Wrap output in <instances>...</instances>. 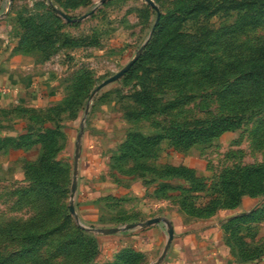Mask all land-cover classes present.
<instances>
[{
    "label": "rangeland",
    "instance_id": "rangeland-1",
    "mask_svg": "<svg viewBox=\"0 0 264 264\" xmlns=\"http://www.w3.org/2000/svg\"><path fill=\"white\" fill-rule=\"evenodd\" d=\"M101 1L0 0V77L36 93L0 110V260L14 254L7 264H115L131 257V264H153L166 234L162 240L152 234L158 246L148 253L141 229L163 220L125 226L149 216L210 220L245 200L232 221L240 219L228 222L226 244L232 264H264V185L255 197L243 182L238 188L234 182L229 197L223 192L232 170L264 165V108L213 138L189 136L197 122L230 110L223 81L233 77L213 82L202 68H223L233 52L250 58L264 46V24L235 36L231 47L209 41L189 65L186 53L165 47L93 95L145 54L157 24L146 0ZM152 1L166 15L191 0ZM233 20L214 22L220 28ZM205 26L190 20L182 32ZM144 86L157 111L138 96ZM148 137L159 140L146 143ZM44 156L49 168L41 165ZM237 195L240 203L230 209L225 201ZM111 228L121 230L105 233Z\"/></svg>",
    "mask_w": 264,
    "mask_h": 264
},
{
    "label": "trees",
    "instance_id": "trees-1",
    "mask_svg": "<svg viewBox=\"0 0 264 264\" xmlns=\"http://www.w3.org/2000/svg\"><path fill=\"white\" fill-rule=\"evenodd\" d=\"M216 18L221 21H224L225 18L226 20H234L232 24H226L219 28L216 27L217 23L214 22ZM196 19H198L200 26L206 24L205 28L202 30L198 28L190 33L182 32L186 22ZM174 22H178V24L171 29L170 25ZM262 24H264V0H191L185 5L176 6L166 15L160 14L155 27L154 37L147 45L145 54L138 59L129 72L134 71L146 58L162 51L165 47L180 53H186L187 58H189L185 65H189L195 57L199 58L205 54V44H208L209 41L219 47H222L223 44L231 47L232 44H235L233 40L235 36L245 33L251 27L258 28ZM228 44H231V46ZM242 53V51H238L236 54L234 52L233 54H228L227 56L231 59H233L232 55H235V58L233 61L230 59L223 65V68H219L217 65H211L208 70L202 68L206 73L205 77L213 82L223 81L228 75L233 77L232 82H229V80L223 81L227 94L225 95V100L230 110L225 115L214 116L211 119L197 122L198 126L189 132V136L196 135L197 137L213 138L226 130L240 127L243 121L242 117L247 112H254L264 108V46H260L257 51L250 53V58L246 60L238 59ZM189 72L190 70L185 68L183 73ZM144 87L145 90L140 92L138 96H140L143 103L151 105V108L149 106L150 109L157 111V106L155 107L151 103L152 93L148 87ZM2 134L4 139L15 138L9 132H3ZM157 140H159V137H148L146 138V143ZM42 144L46 147L47 139ZM41 160L42 167L49 168L46 156L41 157ZM185 175L186 179L193 181L194 175L192 176L190 171H185ZM174 176L179 177V174L175 173ZM235 181L237 182V188L240 186L238 182H243L242 186L245 185L247 187L248 195H252V197L259 195L260 190H255V188L259 189L264 185V165L235 169L223 177L224 185H222L227 186L223 192L227 193L228 197L235 190ZM225 203L227 205L230 203L228 205L230 209H235L240 203V195L235 200L230 196V199L226 200ZM239 219L235 218L234 221ZM232 220L229 223L231 222L232 224L234 222ZM229 223L226 226V241L232 229V225ZM263 251L259 254L264 253ZM14 257L15 255L12 254L2 258L0 264H7ZM131 263L132 259L129 257L124 262L115 264Z\"/></svg>",
    "mask_w": 264,
    "mask_h": 264
},
{
    "label": "crops",
    "instance_id": "crops-1",
    "mask_svg": "<svg viewBox=\"0 0 264 264\" xmlns=\"http://www.w3.org/2000/svg\"><path fill=\"white\" fill-rule=\"evenodd\" d=\"M35 88L16 83L8 77H0V110L16 104L25 103L36 95ZM245 203V200H244ZM236 211L223 212L219 218L210 220H200L188 216H172L170 221L161 218V223L146 227L141 223L139 229L142 230L143 239L141 246L144 251L152 252L157 249V243L152 240V234L162 240L166 234L168 241V228H174V239L167 250L162 261L160 257L165 251L166 245L161 254L153 264H232L235 263L230 255V250L226 244V226L235 216L241 215V207ZM240 210V212H239ZM149 211H151L149 209ZM146 218V222L149 218ZM160 218V217H159ZM136 238V237H135ZM154 253V252H152Z\"/></svg>",
    "mask_w": 264,
    "mask_h": 264
},
{
    "label": "water",
    "instance_id": "water-1",
    "mask_svg": "<svg viewBox=\"0 0 264 264\" xmlns=\"http://www.w3.org/2000/svg\"><path fill=\"white\" fill-rule=\"evenodd\" d=\"M107 0H102L101 2L102 3H105ZM147 3L149 5H151L157 12H158V16H157V22L160 18V12L157 8V6L154 4V2L152 0H146ZM55 10L58 12V14H60L63 18H65L68 22H74L75 20L69 18L64 12H62L61 10L55 8ZM88 15L80 18V20H82L83 18L87 17ZM139 59V55H136L135 58H133L129 64L124 67L121 71H119L117 74H115L114 76L108 78L106 81H104L102 84H100L96 90L93 92V95L96 94V92H98L101 88H103L104 86H106L107 84L111 83V82H114L118 79H120L122 76H124L131 68L132 66L138 61ZM79 156V147L77 148V157ZM76 189H77V178H74V182H73V185H72V196H74L75 192H76ZM70 212L74 215H76V210H75V207L74 205L72 204L70 206ZM161 221V218L159 217H156V218H153V219H149L145 222V224H143L144 226L145 225H151V224H154V223H158ZM139 224H129L127 226H125V229H132V228H136L138 227ZM121 230V228H111V229H107L105 230V233H108V234H113V233H117ZM174 228L172 226H169L168 228V241H167V245H166V248H165V251L164 253L162 254V256L160 257L159 261H162L164 259V257L166 256V253H167V250L170 248L172 242H173V239H174Z\"/></svg>",
    "mask_w": 264,
    "mask_h": 264
}]
</instances>
